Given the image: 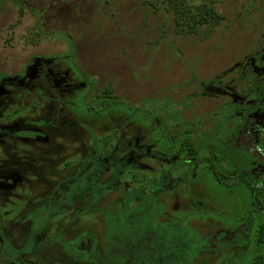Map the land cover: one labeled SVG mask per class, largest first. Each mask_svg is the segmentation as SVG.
<instances>
[{
    "label": "rangeland",
    "instance_id": "374dc122",
    "mask_svg": "<svg viewBox=\"0 0 264 264\" xmlns=\"http://www.w3.org/2000/svg\"><path fill=\"white\" fill-rule=\"evenodd\" d=\"M177 3L219 16L183 33L164 0H0V264H264L263 154L223 119L242 63L261 71L264 0ZM198 121L228 183L187 161Z\"/></svg>",
    "mask_w": 264,
    "mask_h": 264
},
{
    "label": "flooded vegetation",
    "instance_id": "af4514ba",
    "mask_svg": "<svg viewBox=\"0 0 264 264\" xmlns=\"http://www.w3.org/2000/svg\"><path fill=\"white\" fill-rule=\"evenodd\" d=\"M23 14V12L21 13ZM9 37H7L5 39V41L8 39ZM7 42V41H6ZM257 56V60H258V65L261 67V71L260 72H257L250 64L249 62H247L246 65H244L242 63V66H241V70H240V79L241 81H244V82H247L249 84V87L247 89V91L245 92H240L239 95H241L244 99L248 100V102L246 103V107H241L242 109H236L234 110L231 114H230V118H223L225 120H237V117H239L237 114H241V117L242 116H245L244 112H246V116H245V120L243 118H238L240 121H241V124H240V140L244 141L245 145L251 147L253 146L256 150V152L260 153V154H263V155H260L259 158L260 159H257L255 156L254 159L256 163H258L260 161V166L257 168V170L254 169V159H252V161L249 162V168H247L249 172H251L254 176L253 178H246L247 181L250 185L252 184L253 185V182L255 181H258L260 182L261 184L264 185V127L261 128V127H256L255 124H252V125H249V119H250V114L251 111L253 112H256L257 116L259 119H262V117H264V101L261 102L257 107L254 108L253 110V106L255 105H251L249 103V101L251 100L250 97L254 94H256V91H259V94L261 93L262 95H264V91H261L262 89L260 88L259 89V85H261L262 87H264V60L261 59V57L264 58V50H261L257 53L254 54L253 57ZM40 59V58H39ZM6 65L7 64H4L2 65L1 69H3L4 71L5 68H6ZM26 65V64H25ZM60 65V64H59ZM27 67V66H26ZM25 67H24V70L23 72L25 71ZM60 69H56V73H59ZM7 74H9V71L7 70L6 71ZM64 73V71H62ZM5 75V76H8V75ZM9 79H12V78H6L4 81H7L8 80V83L9 84H12V88H16L15 84H13V81L14 79L10 80ZM247 79V80H246ZM2 81L0 83V89L1 91H4V92H0V95H4V93H6V95L10 94L11 92V89L8 88L7 86L4 87V85L6 84V82ZM24 80L22 81H17L19 84L21 83H24L23 82ZM231 87V86H230ZM17 88H19L17 86ZM232 88V87H231ZM234 91H236V89L232 88ZM259 89V90H258ZM25 92V91H24ZM237 92V91H236ZM22 93V91H21ZM21 99V98H20ZM4 100L6 101V106L8 105V102H11L10 104H12L13 102H20L18 99L14 100L13 98H9V96H5L4 97ZM245 104V102H243ZM5 106V107H6ZM1 111L0 110V115H1ZM11 113H14L12 110H10ZM14 117V114L9 117V119L6 120V125L8 124V122H10L9 120H12V118ZM221 119V118H218L216 120V122ZM21 121L23 120H28V119H19ZM223 120V121H225ZM220 122L218 125L219 127L223 128V130L228 127L229 125L227 123L224 124V122ZM199 123H203L201 121H198L197 123L193 122L191 124L193 125H190V127H188V123L185 124V127H186V130L185 132L187 133V138H185L183 140V145H185L186 149H187V155H189V157H187V161L190 162L189 164L191 163H197L199 165L202 166V168L207 171V172H211L215 178L217 179L218 182H221V183H228V181H221L220 179H218V177H216L215 175V172H214V165L217 164L220 168L224 169L226 171L225 168H223L219 161L217 162L216 159L217 158V155H215L218 151V148L213 145V144H210L209 146H207L205 148L203 142H202V137L204 136V132H202V134L199 135V138H198V143H197V140L194 139L192 140V134L191 132L193 133L195 130V128L197 127L198 131L201 130L200 126H199ZM25 127L24 129L22 130H15L14 129V126H13V121L8 124L7 126L9 127V132L10 133H14L16 132V136H19V134L21 135L22 133H19L21 131H24V130H27L29 129V121H27L26 123H24ZM223 125V126H222ZM228 125V126H227ZM195 126V127H193ZM255 129V130H254ZM30 130H33L32 128ZM6 131V130H5ZM191 134V135H190ZM6 135H10L9 133H6ZM213 135H214V132H213ZM10 136H13L14 137V134L10 135ZM174 135H171V137H173ZM209 138H213V136H208ZM98 150V149H97ZM137 150V149H136ZM204 150V151H203ZM217 150V151H216ZM209 152L210 153V156L208 157H203L202 156V153L203 152ZM98 152H102L101 150H98ZM255 155V154H254ZM246 170V169H245ZM227 173V172H226ZM229 174V173H227ZM229 176H231L229 174ZM230 179V177H229Z\"/></svg>",
    "mask_w": 264,
    "mask_h": 264
},
{
    "label": "trees",
    "instance_id": "16d2710c",
    "mask_svg": "<svg viewBox=\"0 0 264 264\" xmlns=\"http://www.w3.org/2000/svg\"><path fill=\"white\" fill-rule=\"evenodd\" d=\"M166 2L167 9L174 12L175 20L180 28V32H189L194 25H200L205 23H212L215 17L219 15L214 12V9L211 7H203L201 9H193L189 4L177 3V0H164ZM109 97V96H106ZM216 155V154H215ZM217 162L219 159H216ZM214 172L216 177L221 181H228L229 174L222 168H220L217 164L214 165ZM258 240L264 241V226L259 230ZM9 264H15L14 262H10Z\"/></svg>",
    "mask_w": 264,
    "mask_h": 264
}]
</instances>
